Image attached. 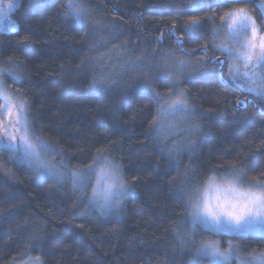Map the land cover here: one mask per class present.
<instances>
[{
	"label": "trees",
	"instance_id": "1",
	"mask_svg": "<svg viewBox=\"0 0 264 264\" xmlns=\"http://www.w3.org/2000/svg\"><path fill=\"white\" fill-rule=\"evenodd\" d=\"M76 2L82 20L66 14L67 0H20L16 31L0 32V70L12 73L0 77L58 159L87 170L103 150L128 194L104 214L88 183L40 178L0 148V264H211L198 251L206 241L264 253L262 234L193 225L186 196L232 166L244 184L264 183V98L228 80L230 59L213 62L226 59L214 50L227 31L221 17L244 9L264 35V0ZM170 89L187 101L174 129L159 125L156 94Z\"/></svg>",
	"mask_w": 264,
	"mask_h": 264
},
{
	"label": "snow or ice",
	"instance_id": "2",
	"mask_svg": "<svg viewBox=\"0 0 264 264\" xmlns=\"http://www.w3.org/2000/svg\"><path fill=\"white\" fill-rule=\"evenodd\" d=\"M15 7L18 5L0 0V15L7 16ZM65 7L67 15L82 20L83 12L76 0H67ZM221 20L227 23L228 38L234 44H239V47L229 48L225 43L219 44L214 50L224 53L226 59L217 57L213 62L220 64L221 67L229 59L241 62L243 71L236 63L229 64L228 79L250 95L264 98V74L257 71L264 66V35L259 34L255 22L244 9L231 10L222 16ZM198 23V20L192 19L188 27L194 29ZM12 30H15L14 25ZM249 31L250 36L240 42V37ZM177 43H182V40H177ZM200 50L205 51L203 46ZM205 55L207 56L206 51ZM208 58L213 60L212 57ZM183 63L181 61V65ZM0 71L12 74L10 69ZM144 87L147 89L148 85L145 84ZM156 95L159 100L165 102L161 104L162 112L187 111V101L182 98L184 95L182 92L177 94L170 89L166 97L159 93ZM173 96L176 98L172 99ZM167 100H171V103H166ZM0 101H2L0 112L5 114V120H0V148L9 150L13 158L18 161H27L39 171L52 172L56 164L53 160L44 159L43 154L53 153L55 156L60 154L54 146L35 135L28 120L26 103L13 102L3 89H0ZM237 103L240 104L243 101H237ZM104 155L105 153L101 150L89 166L88 172L96 173L95 186L92 190L93 198L106 207L113 202L119 204L124 185L119 182V169L116 165L106 159L101 163L100 157ZM242 174V169L232 166L228 170L231 179L222 178L223 183L219 184L215 179H211L202 192L196 189L194 192L186 193L188 216L193 225L201 224L215 233H228L235 236L264 231V183L244 187ZM83 175L84 173L79 169L71 170L70 179L74 186L81 183ZM235 248L236 246L230 241L229 251L222 252L219 241H206L202 242L198 251L202 256H206L211 264H229L233 258L239 259L240 264H246L242 258L235 256L232 251ZM252 264H264V253L254 256Z\"/></svg>",
	"mask_w": 264,
	"mask_h": 264
},
{
	"label": "rangeland",
	"instance_id": "3",
	"mask_svg": "<svg viewBox=\"0 0 264 264\" xmlns=\"http://www.w3.org/2000/svg\"><path fill=\"white\" fill-rule=\"evenodd\" d=\"M3 2L4 3L11 2V3L17 4L19 6L20 0H8V1L3 0ZM16 9H17V7H15L12 11H10L7 14V16L0 15V32H2V33H9V32H15L16 31V24L14 23V21L12 19V15H13V13H14V11ZM262 12H263V16H264V3L262 4ZM13 25L15 26V30H12V26ZM255 26H256V24H255ZM257 29H258L259 34L262 35L260 33L258 27H257ZM250 34H251V32L249 31V33H247L245 35H242L240 37V42H243L245 39H247V37L250 36ZM222 43L227 44V46L229 48H237V47H239V44H234L228 38L227 31H226V34L224 35V37L222 38ZM230 63H236L237 66H239L242 71L244 70L243 67H242V63L241 62L229 60V64ZM250 71H251V69H250ZM257 71H259L260 73L264 74V66H262L261 68L257 69ZM227 78H228V74H227ZM0 89H3L5 91V93L9 95L11 97V99H12L13 102H16V103L21 102V101L24 102L17 93H15V92H13V91H11L10 89L7 88V86L5 85V83L1 79V77H0ZM0 102H2V101H0ZM175 114L176 113H164L163 112L162 115L159 117V125H160V127H164L166 125L167 128L174 129L173 128V127H175L174 125H176V124L179 123V121H176L178 117ZM0 120H5V114L3 112H0ZM5 150H7V149H5ZM7 151L10 153L9 150H7ZM43 158L44 159H47V160H53V162L56 164V168L53 169L52 172H42V171H39L34 166L30 165L27 161H21V162L19 161V162L21 164H24V165L28 166L40 178H61L65 174L71 175V170H73V169H69L67 167V165L65 164L64 161L58 159L52 153H45V154H43ZM81 171L84 173V175L81 178V183L79 185H77V186H74L72 180L69 179L70 182H71V184H72V186H74L76 188H79V189H83L86 186V184L88 183L89 184L88 185V192H89V199H90L91 204L95 208H97L98 210L102 211L104 214L111 215L114 212H117L118 209H119V207H120L121 202L125 199V197L128 194L127 193V191H128L127 186L122 181L121 176H120L121 175L120 172H119V182H121L124 185L123 196L120 199L119 204H116L115 202H113L109 206L103 207L101 205V202L98 201V200H96V199H94L93 198V195H92V190H93V187L95 186V181H96V173L95 172L89 173L88 172V169L87 170L82 169ZM61 173H63V175H61ZM224 178L231 179L230 177L229 178L228 177H224ZM212 179H215L216 183H218V184L219 183H223V179L222 178H212ZM209 182H210V180L205 183V185L203 186V188L200 190L201 192L204 190V188L208 185ZM250 185H253V184H250ZM250 185L243 183V186L244 187H248ZM197 225L198 226H201L202 228L208 230V232H210L212 234H215V235H226V236H230V237H239V236H235V235H230L228 233H215L210 228H206L205 226H203L201 224H197ZM247 234H262V235H264V231H255V232H250V233H244V234H242L240 236L247 235ZM228 244H229V242L227 243V245L225 247H223L221 245V243L219 242L220 251H222V252L229 251ZM232 251L234 252V254H235L236 257L242 258L246 262V264H252V258L254 256L260 255V254H255V253H249L247 255H244L240 251V249L238 247H236ZM16 264H40V263L36 259L27 258L25 260H22V261L16 263ZM229 264H240V260L239 259H236V258H233V259H231L229 261Z\"/></svg>",
	"mask_w": 264,
	"mask_h": 264
}]
</instances>
